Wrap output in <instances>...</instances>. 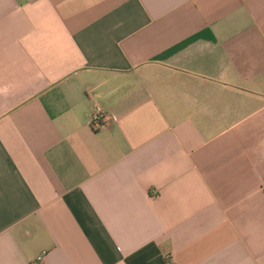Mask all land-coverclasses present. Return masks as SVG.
I'll return each instance as SVG.
<instances>
[{
	"label": "crops",
	"instance_id": "0c3cea01",
	"mask_svg": "<svg viewBox=\"0 0 264 264\" xmlns=\"http://www.w3.org/2000/svg\"><path fill=\"white\" fill-rule=\"evenodd\" d=\"M0 264H264V0H0Z\"/></svg>",
	"mask_w": 264,
	"mask_h": 264
},
{
	"label": "built area",
	"instance_id": "2783aa9c",
	"mask_svg": "<svg viewBox=\"0 0 264 264\" xmlns=\"http://www.w3.org/2000/svg\"><path fill=\"white\" fill-rule=\"evenodd\" d=\"M108 119L105 117L104 111L102 108L100 107H96L95 110L93 111V113L91 114L90 117V126L97 130L103 126H106L108 124ZM152 196L155 197L156 196V192L152 193ZM42 257L38 258V261H41Z\"/></svg>",
	"mask_w": 264,
	"mask_h": 264
}]
</instances>
